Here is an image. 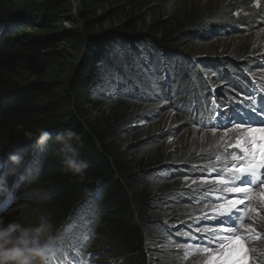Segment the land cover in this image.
Masks as SVG:
<instances>
[{
  "label": "trees",
  "instance_id": "1",
  "mask_svg": "<svg viewBox=\"0 0 264 264\" xmlns=\"http://www.w3.org/2000/svg\"><path fill=\"white\" fill-rule=\"evenodd\" d=\"M133 1L141 14L160 0ZM101 2L110 9L104 16L115 0H84L86 8L69 17L82 24L72 34L60 18L71 11L70 0H0V162L5 171L6 153L22 154L21 172L35 178L16 190L12 207L17 197L27 199L35 206H27L31 222L39 214L51 217L58 236L56 258L74 253L81 258L92 254L97 260L102 254L105 264H194L180 254L189 244L179 243L183 233L175 236L167 221L182 222L200 214L194 227L219 226L210 218V209L198 203L201 196L188 194L202 186L190 184L191 171L180 173L179 167L167 163L155 137L136 138L128 153L108 139L130 133L142 119V102L160 95L170 99L172 86V93H179L174 100L177 109L183 99L191 126L199 128L206 114L214 113L213 101L227 106L222 111L225 117L230 111L243 115L231 102L250 87L247 76L264 90V71L260 63L256 67L252 54L242 62L249 49L239 46L225 57L199 62L176 46L205 44V34L215 28L223 31L238 25L236 5L220 6L207 16L191 7L169 24H153L147 30L126 22L106 31L95 14ZM40 57L54 61L52 73L36 68L35 59ZM230 61L239 63L244 78ZM219 66L228 68L231 78L220 75L224 68L221 72ZM29 69L35 81H28ZM100 107L104 114L88 118ZM41 128L53 136L66 130L78 134L73 146L81 159L90 162L82 178L61 170L59 145L52 141L44 148L35 145ZM213 154L192 162H210ZM39 200L44 202L38 204ZM203 216L209 219H200ZM260 225L264 231V220ZM208 237V246L214 248L210 232ZM96 239L102 248H92ZM259 244L264 251V243Z\"/></svg>",
  "mask_w": 264,
  "mask_h": 264
},
{
  "label": "rangeland",
  "instance_id": "2",
  "mask_svg": "<svg viewBox=\"0 0 264 264\" xmlns=\"http://www.w3.org/2000/svg\"><path fill=\"white\" fill-rule=\"evenodd\" d=\"M70 4L71 11L63 13L60 18L64 19L63 22L66 29L70 33L75 34L79 32H77V30L81 29L82 24L80 21L77 22L70 20L69 17L72 16L75 11H81L84 7L86 8V3H84V0H70ZM234 5L238 7L234 12V16L239 19L238 25L234 24L223 31L222 29L215 28L214 33L205 34L208 38V42L205 44L195 45L192 43L180 42L176 46H178L180 50L184 51L191 59L192 57L196 58V61L198 62L199 58L213 59L218 56L225 57L230 54L229 51L234 47H242L243 49L249 50L243 56L241 61L245 62L246 56L248 54H252L255 56L252 59L255 60L256 67H259V62L262 63V61H264V0H160L156 6L141 14H137L139 9L133 0H115V3L111 5L110 12L106 13L104 16L102 15L110 9L107 4L101 2L99 3L100 7L96 10L95 14L96 17H98L97 24L101 25L106 31L126 24V22L136 23L139 28L147 30V27H150L153 24H169L174 19L179 18L184 12H188L191 7L200 10L202 16H207L209 14H213L220 6ZM57 49L61 51V46ZM44 52L46 53L47 51ZM41 58L42 57L35 59L36 68L41 71H45V73H52L51 70H55L54 61L41 60ZM224 60L225 59H219L216 61ZM198 62L197 64H199ZM231 63L239 72H241L239 63ZM59 64L62 65V61H60ZM220 67L223 66H219V70L222 72L223 69ZM223 68L224 72L220 73V75L225 74L226 77L231 78L228 68ZM26 75L28 81H35L36 77L33 76L30 69L26 71ZM242 76L244 78L243 74ZM204 82L205 80L202 77V84ZM173 85H175V83ZM234 86L231 85L230 88ZM174 87L175 86H172V91H175V89L173 90ZM203 87L207 88L206 90H209L207 85H203ZM225 88L227 87H224V89ZM172 91L169 92V94H172L169 96L170 99H166V97L164 98L160 95L159 97L151 96L147 100L143 101L142 105H140V114H142V119L131 126L134 127V129L128 134L125 132L111 137L108 140L119 145L123 150H126V153H128L133 148L132 145L136 138L155 137L160 143L159 147L161 151H163L164 157L167 159V163L173 166L172 168H180V173L185 171H191L193 173L194 177L192 178L190 184L196 183L197 188L202 186L201 188L203 189L199 192H187L191 197H199L203 195L204 190L207 188L216 189L219 184L204 183V179H215L216 177L214 178L207 177L206 175H199L198 172L200 169H206L209 176H216L217 172H223L225 168L229 169L233 164L231 153L234 149L230 148L228 145L235 143L237 138L241 136V131L234 129L232 123L227 125V135H225V131L223 129L216 130L214 133L212 127L204 128L200 126L197 128L194 125L191 126L192 120L188 115V109L185 106L184 100L180 99V101L182 100L180 103V105H182L180 111L177 109L179 105L176 106V102H174L179 93H172ZM88 105L89 104L84 105V108L88 107ZM223 107L224 110L227 108L225 104ZM104 110L105 108L100 107V109L90 111L88 118L95 117L97 119L101 114H104ZM211 152L216 154H213L214 156L211 157L210 162H192L193 160H203L205 155ZM217 157L220 159L218 160ZM24 170L23 166L21 171ZM15 179L16 178H14V180ZM183 180L185 181V179ZM262 189H264V182L261 183V187H258L254 191L259 193ZM183 200L186 201L184 198ZM250 204L256 209V211L248 212V219L246 220L244 228L241 232L239 231L234 235H239L245 238L242 246V253L243 250L246 249V255L244 257L245 263L258 264L260 263L259 260L261 257L264 256L262 253L264 251H261L259 244L264 243V231L260 229V223L264 220V207L260 206L258 197L250 201ZM15 205L13 207L11 206L12 208L9 207L7 211H2L6 212V223L13 219H18L20 222L26 223L27 225L35 223V221L31 222L27 218L32 214L30 210H27V206L29 205L35 207L34 203L29 202L27 199H18L17 197ZM199 215L197 214V216L191 217V219L188 218L182 222L167 221V224L171 226L175 232H177V235L175 236H178L180 233H183L184 235L186 230H194L193 233H205L208 235V230L219 229L222 227L219 225L215 228H210L205 223H200L197 224L200 228H193L196 225L195 219ZM209 216H211V213H209ZM249 227L255 229L253 232L254 234H260L259 240L247 243V237L249 236L247 229ZM197 229H200L201 231H197ZM210 233L215 239L217 233ZM169 234L171 235V233ZM219 235L223 236L226 234L220 233ZM181 240L182 242H179L180 244L186 243L182 238ZM102 246L103 244L97 240L92 248L100 249ZM217 247L218 245L212 248L215 249ZM182 249L183 251L180 253L181 256L188 258L194 264H207V260L210 259V257L202 251H188L184 247H182ZM79 259H81V257H79ZM93 259L95 260V256ZM254 260H258V262H255ZM96 261L98 263L105 264L104 256L102 254H100L95 262Z\"/></svg>",
  "mask_w": 264,
  "mask_h": 264
},
{
  "label": "snow or ice",
  "instance_id": "3",
  "mask_svg": "<svg viewBox=\"0 0 264 264\" xmlns=\"http://www.w3.org/2000/svg\"><path fill=\"white\" fill-rule=\"evenodd\" d=\"M213 103L215 104V101ZM252 111L256 112V116L251 113L238 115L236 111H233L223 121L217 119L215 124L211 125L214 133L216 130L223 129L225 135H227V125L229 123L233 124L234 129L241 131V136L237 138L235 143L228 146L234 149L231 153L232 160L243 162L242 164L233 163L231 165L232 171L227 177L223 175V172H227V168H225L223 172H217L215 179L206 178L203 180L204 183L225 185V187L217 190L216 200L220 202H213L210 205L214 213L211 219L216 220L217 224H237V219L242 220L243 216H246L249 211L255 212L256 209L249 204L248 209L242 213V216L236 218V212L239 211L237 206L245 204L246 200L252 201L258 197L260 206L264 207V189L256 193L253 188V186L261 187L258 182H264V119L258 118L261 114H264V98H262L260 110L253 109ZM217 159L220 158L217 157ZM235 182H239L241 186H232ZM224 193H242L244 196L243 198L239 196L225 198ZM200 219H209V217L203 216ZM238 230V227L229 226L208 230L217 233L214 242L217 243L218 247L215 249L210 245L193 246L188 244L183 247L188 251L196 250L207 254L210 257L207 264H245L246 249L242 253L245 238L234 235ZM197 231L201 230L197 229ZM247 231L251 234L255 229L249 227ZM220 233L226 235L221 236ZM185 235H188V233H185Z\"/></svg>",
  "mask_w": 264,
  "mask_h": 264
},
{
  "label": "clouds",
  "instance_id": "4",
  "mask_svg": "<svg viewBox=\"0 0 264 264\" xmlns=\"http://www.w3.org/2000/svg\"><path fill=\"white\" fill-rule=\"evenodd\" d=\"M20 126H17L19 130ZM31 139L32 133H26ZM80 137L71 130L53 134L46 129H37L34 143L39 148L47 146L49 141L59 145L61 159V170L74 176L83 177L85 170L90 167V162L81 159L73 141H78ZM9 167L0 172V203L8 202L11 206L16 201V190L22 184L31 183L33 178H29L21 172L25 158L16 152L6 153ZM9 177H15L9 184ZM44 201H37L42 204ZM7 211V208L4 209ZM58 236L51 217L47 214L36 216L35 223L27 226L18 219L5 222L3 212H0V264H49L55 254Z\"/></svg>",
  "mask_w": 264,
  "mask_h": 264
}]
</instances>
